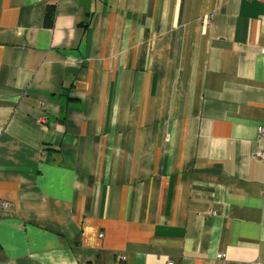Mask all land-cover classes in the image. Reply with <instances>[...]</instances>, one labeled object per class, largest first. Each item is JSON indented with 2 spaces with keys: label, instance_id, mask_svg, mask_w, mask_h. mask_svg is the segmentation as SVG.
<instances>
[{
  "label": "crops",
  "instance_id": "0c3cea01",
  "mask_svg": "<svg viewBox=\"0 0 264 264\" xmlns=\"http://www.w3.org/2000/svg\"><path fill=\"white\" fill-rule=\"evenodd\" d=\"M263 49L264 0H0V264H264Z\"/></svg>",
  "mask_w": 264,
  "mask_h": 264
},
{
  "label": "built area",
  "instance_id": "2783aa9c",
  "mask_svg": "<svg viewBox=\"0 0 264 264\" xmlns=\"http://www.w3.org/2000/svg\"><path fill=\"white\" fill-rule=\"evenodd\" d=\"M263 53H264V49H263ZM257 133H258L259 139L264 141V120L261 122L260 126L258 127ZM256 157L258 158V160L264 163V148L258 150V152L256 153ZM8 207H9V203L0 201V209H7ZM208 214L215 215L216 212L210 211L208 212ZM168 264H173V263L168 262Z\"/></svg>",
  "mask_w": 264,
  "mask_h": 264
}]
</instances>
